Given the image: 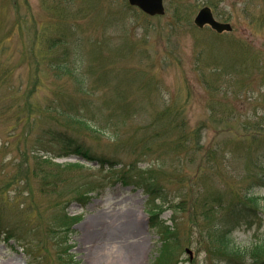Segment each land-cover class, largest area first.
<instances>
[{"label":"rangeland","instance_id":"374dc122","mask_svg":"<svg viewBox=\"0 0 264 264\" xmlns=\"http://www.w3.org/2000/svg\"><path fill=\"white\" fill-rule=\"evenodd\" d=\"M164 2L151 17L127 0H0V264H154L156 211L179 229L164 264H221L234 204V247L250 260L264 241V0ZM205 6L233 31L199 30ZM63 139L152 170L177 202L201 189L226 207L200 229L192 206L173 213Z\"/></svg>","mask_w":264,"mask_h":264},{"label":"trees","instance_id":"16d2710c","mask_svg":"<svg viewBox=\"0 0 264 264\" xmlns=\"http://www.w3.org/2000/svg\"><path fill=\"white\" fill-rule=\"evenodd\" d=\"M179 140V139H178ZM179 146H182V138L179 140ZM65 142V141H64ZM178 143V142H177ZM66 150L73 149L75 154H81L83 157L87 158L88 160H97L99 163L103 164L105 162H108L104 159L97 158L90 154L87 150H84L83 147L80 146L79 143H76L74 141H70L66 143L65 146ZM217 150L218 153L215 151ZM221 148L217 146V149L214 147L210 150V155L213 157V165L218 166L220 170V167L223 166L224 160L217 157V155L220 154ZM69 155V154H65ZM110 163V162H109ZM115 164L111 163V170L114 171L117 170L114 175L117 179L124 182L126 185L134 184L136 186L142 187L150 196L162 199L163 202L171 204L170 209L174 210V213H177L178 211H183L187 209V207L192 206L188 211L191 214V222L195 225H197L200 229H203L205 227H209V220L211 215L212 207L211 205H217L221 208L226 207L225 200L222 199V194L220 192H208L207 190L201 191L205 193H199L196 194L192 190L194 203H191L187 205L186 201L189 202L186 199H181L180 202L176 201V198L173 197V199H170L171 193L167 191L163 185L160 184V180L153 176L152 170H141L143 171L141 174L133 173L134 170L137 168V165L132 164L131 167H123L121 170L115 168ZM137 171V170H135ZM143 173H146L144 175ZM221 176V175H219ZM215 181V180H213ZM225 197V196H224ZM253 199V197H250ZM203 208V209H202ZM198 209H201L203 212L199 211ZM242 213V208L238 206V204H234L230 209L226 217L224 218V235L221 236V238L217 241L219 244V251L220 256L223 257V261L225 259V262L221 264H264V241L256 245L254 249L251 250V259L248 260L245 251L241 248L234 247L233 240L231 239V236L229 234V231H231L232 227L235 226L236 222L240 219V214ZM201 216L204 217V220H202V223H200ZM157 215L152 217V221L154 222V227L159 228L161 230V237H162V246L160 248V255L158 258V263L164 264L168 262L170 257H173V245L176 241L179 240V229L177 226L174 227V229L167 226V224L162 223L160 221H157ZM194 228V227H192ZM193 232H189L188 242L191 243ZM247 262V263H246Z\"/></svg>","mask_w":264,"mask_h":264},{"label":"water","instance_id":"95a60500","mask_svg":"<svg viewBox=\"0 0 264 264\" xmlns=\"http://www.w3.org/2000/svg\"><path fill=\"white\" fill-rule=\"evenodd\" d=\"M134 6H139L142 10L150 15H161L165 13L163 0H129ZM195 23L198 27L203 28L206 25H210L213 29L219 33L225 31H231L232 26L229 23H221L214 17L212 9L210 7L203 8L195 19Z\"/></svg>","mask_w":264,"mask_h":264},{"label":"bare ground","instance_id":"6f19581e","mask_svg":"<svg viewBox=\"0 0 264 264\" xmlns=\"http://www.w3.org/2000/svg\"><path fill=\"white\" fill-rule=\"evenodd\" d=\"M127 253H128V252H127ZM127 253H125V252L122 253V258H123L124 261H127V259L129 258V256L131 257V259H132V257H133V252L128 253L129 256H128Z\"/></svg>","mask_w":264,"mask_h":264}]
</instances>
